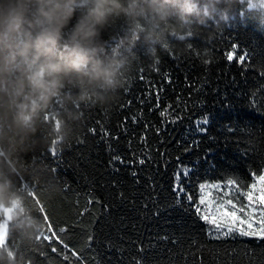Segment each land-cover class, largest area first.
Here are the masks:
<instances>
[{
  "label": "trees",
  "instance_id": "1",
  "mask_svg": "<svg viewBox=\"0 0 264 264\" xmlns=\"http://www.w3.org/2000/svg\"><path fill=\"white\" fill-rule=\"evenodd\" d=\"M227 15L229 18L220 21L219 28V17L208 19L200 26V35L185 37L184 41L179 40L184 33L175 37L169 33L165 42L169 47L166 49L164 43L158 46L151 67L145 62L144 46L138 44L135 69L125 78L127 87L124 83L119 102L107 109L95 107L91 116L87 110L83 130L69 143L59 142L56 155L51 154L52 144L46 152L36 154L55 169L53 174L61 184L56 195L41 198L37 194V198L57 234L60 227L67 226L68 232L62 238L82 251L80 260L72 257L69 264H137L145 259L149 264H264V239L239 235H220L217 239L214 230L209 236L210 226L198 218L186 195L177 197L173 192L177 156L194 171L187 179L181 177L185 192L191 193L194 200L200 183L229 177L251 183V173L259 175L264 170V118L218 120L205 126L209 128L206 133L192 131L201 115L225 111L219 101H231L235 112L253 99L251 92L258 87L257 79L264 83L259 78V62L264 60V11L248 8L247 0H235ZM112 38L105 34V39ZM188 43L202 54L211 53L204 55L207 65L200 60L191 64L185 59ZM232 43L238 44V49L228 61L226 53L231 51ZM244 50L249 52L245 64L252 67L237 62ZM197 80L200 82L195 83ZM193 84L202 87L199 95L194 90L189 95L188 86ZM157 94L159 109L155 107ZM262 95L257 94L256 107H262ZM177 96L187 108L176 103ZM200 100L204 101L203 107L198 103L193 107ZM167 104H172V109L166 118L160 117L159 112ZM244 110L255 112L254 108ZM177 116L183 118L182 123L171 122ZM188 116H192L191 121ZM257 116H264V108ZM133 117H137L135 122ZM224 126L235 132H228ZM142 136L146 143L140 139ZM209 136L216 140H209ZM193 139L200 142L198 147L192 145ZM185 146H191V152H183ZM117 154L131 163L125 166L113 161ZM140 159H145L144 165L138 163ZM34 215L44 222L42 214ZM89 234L92 241L87 239ZM43 235H50L45 222ZM33 247L48 257L29 256L33 264H64L66 253L58 243L48 245L41 239ZM51 247L57 248L56 254L51 253Z\"/></svg>",
  "mask_w": 264,
  "mask_h": 264
},
{
  "label": "clouds",
  "instance_id": "2",
  "mask_svg": "<svg viewBox=\"0 0 264 264\" xmlns=\"http://www.w3.org/2000/svg\"><path fill=\"white\" fill-rule=\"evenodd\" d=\"M234 3L0 0V215H8L0 264H29L19 245H33L43 233L44 222L21 210L28 196L20 178L38 184L41 198L61 190L36 154L57 138L69 143L83 130L90 106L107 109L119 102L125 78L135 69L138 44L151 67L169 33H196L216 17L219 28L221 15Z\"/></svg>",
  "mask_w": 264,
  "mask_h": 264
},
{
  "label": "snow or ice",
  "instance_id": "3",
  "mask_svg": "<svg viewBox=\"0 0 264 264\" xmlns=\"http://www.w3.org/2000/svg\"><path fill=\"white\" fill-rule=\"evenodd\" d=\"M233 6V5H232ZM231 6V8H232ZM248 8H260L264 11V0H258V3H253L252 0H247ZM229 10H226L220 17L221 20L228 19L227 13ZM264 22V20H262ZM209 30H211L209 28ZM195 35H200L199 32L193 33L192 31H188L184 33V35L179 36V40L184 41L185 37H193ZM171 36L175 37L177 34L175 32L171 33ZM223 41V37L221 38V42ZM164 47L167 49L169 47L168 43H164ZM187 49L189 50V54L185 57L191 64H195L197 60H200L204 65H207L209 62L204 59V55H210L211 53H203L202 50H199L197 46L192 43L187 44ZM238 44H231V51L226 53V57L228 61H232L234 54L237 52ZM249 59V52L247 50L243 51V54L238 56L237 62L243 65L245 68L252 67L251 64H245V61ZM159 63V61H157ZM243 75V72L241 73ZM167 77L168 74L166 73ZM259 78L264 79V60L259 62ZM139 79H143V76H140ZM185 80H188V76H185ZM169 83H172V80L169 78ZM197 80L195 83H199ZM206 83V81H205ZM258 87L254 91L251 92V99L244 105L240 107L237 111H232L234 105L231 101L227 104H224V101H219L222 107L225 108L223 112H217L213 115L203 114L199 118L195 120V129L192 131L194 133H206L209 131L208 127L211 123L218 120H241V121H254L257 118H264V116L258 117L257 113L262 112V108H264V95L261 96L260 101L262 102V107H256L258 101L255 99L258 93H264V83H260V80L256 81ZM127 87V82H125ZM195 91L198 95L203 91L202 87L196 88L195 85L188 86L189 95L192 94V91ZM240 95V94H237ZM247 95V94H245ZM143 102V101H142ZM156 109L160 108V96L157 94L156 96ZM130 103V102H129ZM176 103H183V107L187 108V103H184L181 97L177 96ZM197 103L200 107H203L204 101L200 100L193 104V107H196ZM172 104H167L163 110L159 112L160 117L166 118L169 114V110L172 109ZM95 107L90 106L88 108L91 116V112ZM246 108H254L255 112L245 111ZM183 110V109H181ZM151 111V109H150ZM189 121L192 120V116L187 117ZM137 117H133V122H135ZM179 120L181 123L183 122V118L177 116L176 119L172 120V123H176ZM95 123L99 124V121H95ZM226 127L228 132H235V129L232 127ZM91 131L95 132L96 129L92 128ZM159 131V129H157ZM243 131V129H241ZM106 134V133H105ZM209 140L215 141L216 137L209 136ZM142 141L146 143L145 137L140 138ZM61 142L60 138L53 140L51 154L56 155L57 148L56 145ZM199 141L193 139L192 145L199 146ZM131 147V142L128 144ZM111 149V145H109ZM114 151V149H112ZM191 146L183 147V152L188 153L191 152ZM39 159L42 160L41 157L38 156ZM151 159V157H147ZM113 161H119L121 164H130L131 161H126L122 159L121 155L117 154L113 157ZM176 161L178 167L174 171L175 184L173 186V192L177 197L180 194H185L187 201L190 206H192L195 214L198 218L204 221L207 225L210 226L208 235H212V231L214 230L217 233L216 238L219 239L220 235L225 237L239 235L242 237H254L259 239H264V170H261L258 175L256 172L251 173L252 181L251 183H244L235 177H229L226 180H220L217 182L209 183L204 182L198 185L199 192L198 198L194 200L193 195L191 193L185 192V186H183V182L181 177L183 176L185 179L189 177L190 174H194L193 169L187 167L183 163H181V158L179 156L176 157ZM140 165L145 164V159H140L138 161ZM118 170V169H117ZM52 172H55V169H51ZM132 176L135 177L136 173L132 172ZM20 186L22 191H26L28 200L22 205L21 210L27 211L28 214H42L43 220L47 225V230L50 235H38L35 238V241H39L43 239L48 245H51L53 242L58 243L63 250H65V255L62 257L64 264H69V261L72 257H75L78 261L82 256V251L75 247H70V243L66 242L64 238H62L63 234L68 232V227H60L59 233L53 229V225L50 221L49 215L45 210V206L41 203L40 199L37 198V192L39 190L38 184H30L24 179L20 180ZM31 201V202H29ZM91 199L89 203H91ZM98 202V201H97ZM176 204H180V200H176ZM159 211V210H158ZM83 215V213H81ZM7 222L8 215L7 213L0 215V236H3L4 239H0V243H8L7 241ZM88 241L93 240V236L89 234L87 236ZM15 246V245H14ZM23 247L27 256H36L39 255L43 259H48L44 251H40L37 253L33 245H19ZM50 251L52 254L57 253L56 247H51ZM143 251V249H141ZM70 253V255L68 254ZM29 264H33V261L29 259ZM137 264H149L148 260L138 261Z\"/></svg>",
  "mask_w": 264,
  "mask_h": 264
}]
</instances>
